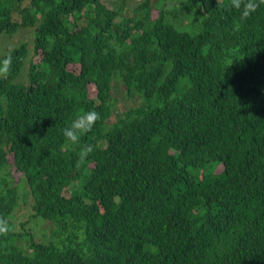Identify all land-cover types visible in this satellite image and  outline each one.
Wrapping results in <instances>:
<instances>
[{"label": "trees", "instance_id": "obj_1", "mask_svg": "<svg viewBox=\"0 0 264 264\" xmlns=\"http://www.w3.org/2000/svg\"><path fill=\"white\" fill-rule=\"evenodd\" d=\"M229 3L0 0V264H264V6Z\"/></svg>", "mask_w": 264, "mask_h": 264}, {"label": "clouds", "instance_id": "obj_2", "mask_svg": "<svg viewBox=\"0 0 264 264\" xmlns=\"http://www.w3.org/2000/svg\"><path fill=\"white\" fill-rule=\"evenodd\" d=\"M218 6H220V0H218ZM261 6H264V0H230V3L227 5V11H238L240 13L241 19H247L253 13L257 12ZM12 64L13 58L11 55H8L4 59L0 60V79H6L8 77L12 69ZM24 80V75H22L19 78V81L24 82ZM99 119L100 115L95 111H88L78 115L72 121L70 126H67L63 129L65 141L72 145H79L81 138L93 131V128ZM63 147L64 146L61 147V150H63ZM92 151V145L89 144L82 146L78 154L76 167L79 168L81 165L85 164ZM9 231V220L3 216H0V236L6 237Z\"/></svg>", "mask_w": 264, "mask_h": 264}, {"label": "rangeland", "instance_id": "obj_3", "mask_svg": "<svg viewBox=\"0 0 264 264\" xmlns=\"http://www.w3.org/2000/svg\"><path fill=\"white\" fill-rule=\"evenodd\" d=\"M112 2V1H111ZM154 13V12H153ZM30 30H22V31H20L19 33H17L16 35H15V37L18 39V40H21V39H24V38H26V37H28V40L30 39ZM36 59H39V57H36ZM75 70H77V69H75ZM89 91H90V96L91 97H94L95 96V90H94V87H89ZM222 169V167L220 166L219 168H218V171H220ZM19 221H21V220H18L17 221V223H19ZM24 221V220H23Z\"/></svg>", "mask_w": 264, "mask_h": 264}]
</instances>
